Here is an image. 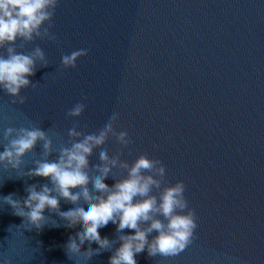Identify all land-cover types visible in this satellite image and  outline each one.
<instances>
[{
	"label": "water",
	"instance_id": "obj_1",
	"mask_svg": "<svg viewBox=\"0 0 264 264\" xmlns=\"http://www.w3.org/2000/svg\"><path fill=\"white\" fill-rule=\"evenodd\" d=\"M48 11L38 35L0 47L5 58L9 48L44 53L18 95L0 87V152L19 129L40 128L52 141L47 159L56 160L115 113L88 157L89 173L104 163L101 147L118 161L110 186L127 175L123 163L158 160L166 172L151 173L161 184L150 195L182 180L197 223L182 252L145 248L137 264H264V0H56ZM81 50L74 67L63 64ZM78 103L83 112L68 115ZM9 128L16 131L6 137ZM73 128L81 135L70 136ZM44 152L39 141L19 169L0 164V264H109L120 236L134 230L110 221L99 229L109 248L85 241L69 252L67 238L82 226L61 213L73 202L46 209L40 229L4 202L9 194L23 200L33 185L52 187L28 175Z\"/></svg>",
	"mask_w": 264,
	"mask_h": 264
},
{
	"label": "clouds",
	"instance_id": "obj_2",
	"mask_svg": "<svg viewBox=\"0 0 264 264\" xmlns=\"http://www.w3.org/2000/svg\"><path fill=\"white\" fill-rule=\"evenodd\" d=\"M55 4L56 0H0V47L14 43L17 38L31 40L34 34L38 35L43 22L51 18L48 9ZM8 51L7 58L0 56V87L9 94L18 95L21 88L31 83L29 77L34 75L36 58L43 60L44 53L40 48L32 55L16 53L13 48ZM83 54L81 50L65 55L63 64L74 67ZM84 107L78 103L68 115L79 116ZM115 118V113H108L94 133L73 142L71 147L62 148L56 160L47 159L52 141L45 131L40 128L19 129L16 137L0 152V164L19 169L24 163L23 157L43 141L45 158L35 161V167L28 175L48 178L52 187L45 184L38 190L33 185L28 187L23 200L14 199L13 194L3 197V200L14 209L15 215L27 219L38 229L46 220L45 210L58 209L60 198L73 202L74 208L61 213L69 224L82 226L69 234L66 243L69 252H76L85 241H94L100 248H109L111 241L106 236L102 237L99 229L111 221L117 224L120 232L126 228L134 231L120 236V246L109 257V264H137L136 255L145 248L153 256L177 255L191 243L197 227L195 212L188 206L182 180L168 184L158 197L150 195L153 187L159 188L161 184L151 173L162 177L166 169L158 160L140 155L131 165L122 164L128 169L127 175L110 186L105 179L118 161L110 158L103 147L98 149V155L104 163H95L97 170L89 173L88 157L93 146L104 138ZM14 131L7 129L6 137ZM69 135L78 137L81 133L73 128ZM126 138L127 132L121 131L118 139L126 142ZM77 188L78 191H72ZM144 223L147 227H141ZM154 231L156 235L150 240L149 235ZM87 254L90 256L91 250ZM73 264H78V261L73 260Z\"/></svg>",
	"mask_w": 264,
	"mask_h": 264
}]
</instances>
